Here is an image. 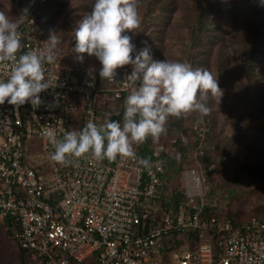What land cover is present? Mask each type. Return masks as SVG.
<instances>
[{
    "label": "built area",
    "instance_id": "1",
    "mask_svg": "<svg viewBox=\"0 0 264 264\" xmlns=\"http://www.w3.org/2000/svg\"><path fill=\"white\" fill-rule=\"evenodd\" d=\"M46 1L27 0V16L7 15L19 22L17 56L46 47L49 32L39 28ZM54 55L45 75L58 86L39 94L44 103L0 104V220L19 226L15 238L33 264H264V217L236 224L218 212L208 215L219 202L210 198L207 177L197 167L187 171L178 207L165 204L162 145L154 146L147 166L140 163L141 144L134 157L109 160L89 152L69 155L67 163L52 160L46 129L60 139L88 120L103 123L133 85L125 69H118L122 79H102L100 66L78 63L67 46L58 45ZM13 64L0 62V77ZM54 97L58 105L46 107ZM35 138L40 152L28 150ZM180 242L187 246L181 252L174 249ZM164 254L171 261L164 262Z\"/></svg>",
    "mask_w": 264,
    "mask_h": 264
},
{
    "label": "rangeland",
    "instance_id": "2",
    "mask_svg": "<svg viewBox=\"0 0 264 264\" xmlns=\"http://www.w3.org/2000/svg\"><path fill=\"white\" fill-rule=\"evenodd\" d=\"M59 1L53 22L39 28L55 31L58 45L76 56L75 28L91 12L94 0ZM27 4L0 0V12L23 16ZM136 6L140 24L133 29V40L138 47L147 42L153 58L207 68L223 90L220 101L211 95L205 101L213 118L198 111L170 115L166 130L154 138V146H164V154L177 159L168 166L165 204L171 207L176 195L184 192L187 171L197 167L213 188L210 198L219 202L212 214L239 222L264 217V5L259 0H137ZM83 55L78 63L101 66L95 55ZM123 68L131 70L130 65ZM206 133L210 143L201 148L198 136ZM34 140L28 150L40 152V141ZM140 144L133 142V148ZM1 224L0 220V264H16L11 248L16 242L6 241ZM185 245L180 242L173 248L181 252ZM160 258L171 261L169 254Z\"/></svg>",
    "mask_w": 264,
    "mask_h": 264
},
{
    "label": "clouds",
    "instance_id": "3",
    "mask_svg": "<svg viewBox=\"0 0 264 264\" xmlns=\"http://www.w3.org/2000/svg\"><path fill=\"white\" fill-rule=\"evenodd\" d=\"M259 2L264 5V0ZM136 5L137 0H94L91 12L79 21L74 32L75 59L83 61L85 53L95 55L100 61L102 79L116 80L118 69L131 66L125 76L139 83L126 97L123 122L108 119L97 124L88 120L81 129L66 131L60 139L46 129L45 135L55 149L52 160L67 163L69 155L80 157L89 152L100 159H115L118 154L134 157L133 142L142 143L149 135L157 138L166 130L170 115L192 111L208 114L207 97L211 95L220 101L223 90L207 68L153 58L147 42L137 46L133 40V29L140 24ZM22 14L27 16V7ZM46 40L44 49L17 56L22 47L19 22L0 12V62L14 61L7 76L0 77V104L7 99L11 105L30 103L39 107L44 103L39 94L58 86L57 79L46 78L44 65L55 61L60 37L50 29ZM57 105L58 99L54 97L45 106ZM140 163L147 166L149 161L141 158Z\"/></svg>",
    "mask_w": 264,
    "mask_h": 264
},
{
    "label": "trees",
    "instance_id": "4",
    "mask_svg": "<svg viewBox=\"0 0 264 264\" xmlns=\"http://www.w3.org/2000/svg\"><path fill=\"white\" fill-rule=\"evenodd\" d=\"M61 2L59 0H47L45 4H43V11L44 13L41 14V18L44 20L45 23H47L50 26V23L53 22L55 13H57L56 10V6H60ZM27 9H29L28 4H27ZM161 11V10H160ZM121 69H125L128 70L129 72L131 70L126 69V68H121ZM137 82H133L132 85V89L135 87ZM131 89V90H132ZM131 90L129 92H125L123 93V95L121 96V98L118 100V110L116 112V114L113 117H110L109 119L112 120H118L121 123L123 122V112H124V100L127 97V95L131 92ZM205 116H210V117H214L213 114L208 113ZM154 141V138L152 136H148L144 142L141 143V146L138 149V153L140 155L143 156V158H146L147 160H149L151 158L152 152L154 150V144H152ZM198 141L200 143V147L202 148V146L204 147V144H208L209 142V137L206 135L202 138L201 136H198ZM178 142V141H177ZM136 148V147H135ZM133 148V150L135 149ZM188 147L185 146V149H187ZM205 149L203 150V153H205ZM165 153V152H164ZM202 158H206V156L202 155ZM165 159L167 162V167L170 165H174L177 162V159L170 155V154H166L165 155ZM207 168V167H206ZM206 172H208V168L205 169ZM209 185V184H208ZM209 191L212 192L213 188H211V186H209ZM183 201V193L180 192L178 193V195H176V197L172 200V204L171 206L173 208L178 207V205ZM214 210H210L209 208L207 209V214H211V212H213ZM234 223H241L239 221H234ZM1 226H3V231L5 233L4 238L7 239V242H10V239L13 238L14 241L16 242L17 246H11V248H13V255L15 258V263L16 264H33L29 251L26 249H23L17 242L16 238H15V230L19 227L16 223H13L10 219H6L4 221H1ZM9 237V238H8ZM2 242V241H1ZM4 242V239H3ZM8 249V248H7Z\"/></svg>",
    "mask_w": 264,
    "mask_h": 264
},
{
    "label": "water",
    "instance_id": "5",
    "mask_svg": "<svg viewBox=\"0 0 264 264\" xmlns=\"http://www.w3.org/2000/svg\"><path fill=\"white\" fill-rule=\"evenodd\" d=\"M118 73H119V76L117 77V79H122V78H123V75H124V73H123L122 71H118Z\"/></svg>",
    "mask_w": 264,
    "mask_h": 264
}]
</instances>
